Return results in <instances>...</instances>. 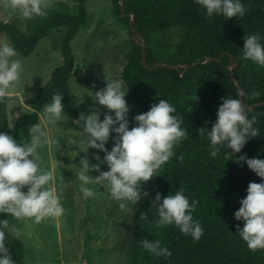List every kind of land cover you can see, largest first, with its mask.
I'll return each instance as SVG.
<instances>
[{
	"label": "trees",
	"instance_id": "16d2710c",
	"mask_svg": "<svg viewBox=\"0 0 264 264\" xmlns=\"http://www.w3.org/2000/svg\"><path fill=\"white\" fill-rule=\"evenodd\" d=\"M113 17L129 37L122 48L125 62L120 72L123 89L129 99L147 111L159 99H167L183 117L188 136L177 146L175 155L157 171L155 183L161 200L183 189L198 205L193 218L203 227L198 241L185 236L174 225L158 227L154 199L143 201L134 213L133 232L128 245V264H264V249L250 250L237 233L243 221L234 218L240 199L247 195L250 181L260 182L244 161L237 157L264 159V66L240 60L245 34L259 32L264 36V0H242L246 7L243 18L205 17L193 0H112ZM92 15L87 0H65L50 4L47 15L28 19L25 29L21 19L0 21V36H5L22 57H29L43 38H52V46L60 49L63 64L51 79L27 100L31 112L20 116L10 127L6 94L0 100V131L17 141H30L29 129L39 123L43 105L54 93L62 94V103L72 99L70 78L75 70L72 41L82 30L90 28ZM133 22V23H132ZM132 27L144 39L136 43ZM59 31L60 36L54 33ZM264 42V41H262ZM143 48L149 68L142 63ZM162 63L180 65L169 68ZM156 64H158L156 66ZM188 64V68L183 65ZM236 65L233 69L231 66ZM259 95L242 97L259 135L251 137L239 153L221 147L216 157L209 156L208 140L199 137L197 129L211 128L216 119L221 97L236 96V87ZM240 98V97H239ZM252 106V108H249ZM75 115L78 114L75 112ZM207 122V123H206ZM182 155V160L176 156ZM143 214V215H142ZM0 218H9L0 214ZM159 240L167 246L170 257H155L139 243L142 239ZM5 242L17 264H25L20 238L6 233Z\"/></svg>",
	"mask_w": 264,
	"mask_h": 264
},
{
	"label": "clouds",
	"instance_id": "9594fccd",
	"mask_svg": "<svg viewBox=\"0 0 264 264\" xmlns=\"http://www.w3.org/2000/svg\"><path fill=\"white\" fill-rule=\"evenodd\" d=\"M193 3L209 19L214 15L223 19H241L246 14L242 0H193ZM6 6L19 9L28 19L45 16L48 9L44 0H7ZM262 41L264 36L259 32L245 34L238 59L264 66ZM22 70V60L14 46L9 42H0V100L6 97L9 89L18 85ZM127 91L120 79H106L105 86L90 96L96 104L112 110L113 114L105 112L101 119L99 111L91 110L87 115L81 112L74 121L80 126L81 134L75 143L79 150L86 153L93 148L104 153L102 160L99 153H93L94 159L100 163H90L87 155L79 160L75 175L81 182L80 192L84 198L92 197L94 190L88 185H100L113 200L119 202L122 212L127 211L126 202L136 204L142 195H147L141 190V182L156 175L157 170L175 155L174 149L188 136L187 129L181 126L183 117L176 114L173 104L162 98L147 111L135 115V123L129 127ZM245 95L251 98L259 93L252 91L246 94L237 86L236 96L221 97L222 103L218 105L211 128L202 126L197 129L199 137H206L209 142V156L216 157L221 147L239 153L251 137L259 135L254 127L256 115L250 116L247 106L239 98ZM62 96L54 93L50 102L43 105L46 121L52 127L65 122ZM29 133L30 141L25 142L0 131V214L10 215L14 220L31 218L33 223L38 224L46 217L61 215L63 206L60 197L49 187L53 172L40 164L38 152L43 145L55 141L50 140L49 130L40 123H34ZM110 133H115V136L109 150L106 142ZM176 159L182 160L183 157L176 156ZM236 160L244 161L262 178L260 182H249L247 195L240 199V207L233 213L236 220L244 222L243 227L237 225V233L250 250L264 249V159L240 155ZM101 164H106L107 170H101ZM92 170L98 175L92 176ZM155 200L161 201L159 204L153 202L158 227L174 225L195 241L201 238L203 227L193 218L198 205L195 198L190 201L183 189H177L162 200L157 192ZM6 233L15 238L22 235L16 224H10L7 218H0V264H15L5 242ZM139 243L155 257L172 255L171 250L159 240L145 238Z\"/></svg>",
	"mask_w": 264,
	"mask_h": 264
},
{
	"label": "rangeland",
	"instance_id": "374dc122",
	"mask_svg": "<svg viewBox=\"0 0 264 264\" xmlns=\"http://www.w3.org/2000/svg\"><path fill=\"white\" fill-rule=\"evenodd\" d=\"M55 1L44 0L48 6ZM65 1L71 5L74 3V0ZM6 4L7 0H0V21L12 22L18 18L25 29L28 18L23 17L19 9H11ZM87 7L92 15L91 26L80 31L71 43L75 70L70 78L72 99L63 104L65 122L52 127L43 110L39 120L41 126L49 130L50 140L55 141L43 145L38 152L40 164L53 172L49 187L60 197L63 213L46 217L38 224L31 218L14 220L10 215L8 218L10 224H16L22 233L19 238L23 243L25 264H128L134 213L141 202L154 199L158 192L156 175L141 182V190L147 195H142L136 204L126 202V212L119 209V202L100 185H88L94 190L92 197L84 198L80 192L81 182L75 175L79 160L87 155L90 163H100L94 159L93 153H99L101 160L104 153L93 148L86 153L79 150L75 143L81 134L80 126L74 121L81 112L87 115L91 110L99 111L101 119L105 112L113 114L112 110L96 104L90 95L103 88L106 79H120L125 62L122 44L129 37L113 17L112 0H87ZM54 36L59 37L60 32H55ZM0 42L9 40L2 35ZM18 56L23 65L20 81L7 91L11 128L20 116L31 112L27 100L35 96L51 79L55 69L63 64L61 50L53 48L52 38L48 37L39 41L29 57ZM125 99L129 105L127 119L132 127L135 123L133 117L142 112L127 94ZM113 136L115 133H110L106 142L109 150L114 144ZM101 170H107V165L101 164ZM90 174L96 176L98 172L92 170Z\"/></svg>",
	"mask_w": 264,
	"mask_h": 264
},
{
	"label": "water",
	"instance_id": "95a60500",
	"mask_svg": "<svg viewBox=\"0 0 264 264\" xmlns=\"http://www.w3.org/2000/svg\"><path fill=\"white\" fill-rule=\"evenodd\" d=\"M121 5H124V0H121ZM133 23V22H132ZM133 30V38L136 40V43H140L141 45H144V39L142 37L141 34L137 33L136 30L134 29V27H132ZM142 63L144 64L145 67L149 68V64L147 63L146 60V53H145V48H143V58H142ZM158 64H156L157 66ZM162 65H165L169 68H173V69H179L180 65H173V64H167V63H162ZM236 65L231 66V69H233ZM184 68H188L189 65H183ZM240 99L242 100V97H240ZM249 108H252V106H249Z\"/></svg>",
	"mask_w": 264,
	"mask_h": 264
}]
</instances>
